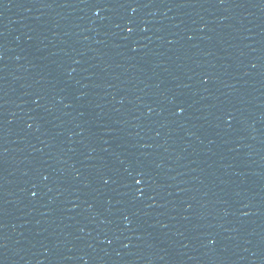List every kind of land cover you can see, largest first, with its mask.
<instances>
[{
  "label": "water",
  "instance_id": "1",
  "mask_svg": "<svg viewBox=\"0 0 264 264\" xmlns=\"http://www.w3.org/2000/svg\"><path fill=\"white\" fill-rule=\"evenodd\" d=\"M0 264H264V0H0Z\"/></svg>",
  "mask_w": 264,
  "mask_h": 264
},
{
  "label": "snow or ice",
  "instance_id": "2",
  "mask_svg": "<svg viewBox=\"0 0 264 264\" xmlns=\"http://www.w3.org/2000/svg\"><path fill=\"white\" fill-rule=\"evenodd\" d=\"M129 31H131V29H129ZM137 183H140V181L138 180Z\"/></svg>",
  "mask_w": 264,
  "mask_h": 264
}]
</instances>
